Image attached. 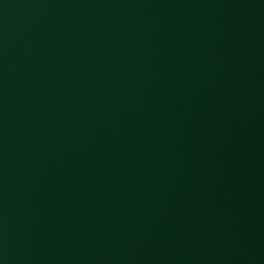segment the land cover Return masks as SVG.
I'll return each instance as SVG.
<instances>
[{
	"label": "water",
	"instance_id": "water-1",
	"mask_svg": "<svg viewBox=\"0 0 264 264\" xmlns=\"http://www.w3.org/2000/svg\"><path fill=\"white\" fill-rule=\"evenodd\" d=\"M264 132V0H0V245Z\"/></svg>",
	"mask_w": 264,
	"mask_h": 264
}]
</instances>
